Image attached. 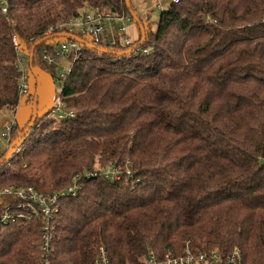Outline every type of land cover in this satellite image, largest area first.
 Listing matches in <instances>:
<instances>
[{
	"label": "trees",
	"instance_id": "trees-1",
	"mask_svg": "<svg viewBox=\"0 0 264 264\" xmlns=\"http://www.w3.org/2000/svg\"><path fill=\"white\" fill-rule=\"evenodd\" d=\"M90 8L129 12L124 0H0V111L18 103V59L30 76L28 50ZM140 23V44L138 29L131 46L82 45L59 84L75 116H37L22 152L0 165V186L58 196L50 264H95L100 248L110 264H137L187 242L264 264V0L169 1L153 27ZM50 41L32 61L53 77L40 59ZM75 176L74 195H61ZM42 226H3L0 264H42Z\"/></svg>",
	"mask_w": 264,
	"mask_h": 264
},
{
	"label": "built area",
	"instance_id": "built-area-1",
	"mask_svg": "<svg viewBox=\"0 0 264 264\" xmlns=\"http://www.w3.org/2000/svg\"><path fill=\"white\" fill-rule=\"evenodd\" d=\"M172 3H178L179 0H169ZM158 9H161L158 6ZM2 13H6V8H1ZM125 15L114 16L107 11H99L97 9H87L81 15L72 17L66 22H61L56 26L49 27L44 33L45 36H50L57 33H67L76 35L83 39L85 42L103 48L105 46H115L118 42L117 37L109 36L106 33V23L112 22L113 20H123ZM118 33H124L125 27L121 26L117 30ZM61 41L56 48L53 44H50V50L43 48L40 52V59L46 65H53L57 58L62 56L70 57L69 67L63 69L65 72L60 74L56 79L61 82L66 80L70 73L73 62L82 53V44L76 41L68 39H60ZM125 46H131V41L128 38H123L121 42ZM13 45L16 52H19L18 44L13 40ZM104 49V48H103ZM26 60L24 57H20L17 61V67L20 71V78L18 81L17 94L18 98L24 96L26 98V104H31V93L29 84V75L25 70ZM51 113H55L52 118L49 114L47 115L50 119L56 121H62L67 118H73L75 112L67 110L65 103L60 98V90L58 95H55L51 99ZM17 108V105L14 106ZM14 111V116H15ZM15 119L12 123H4L2 125L3 132L0 133V158L2 154L9 148L12 142V136L14 133ZM16 146V145H15ZM22 145L15 147L14 151L11 150L10 159L20 154ZM5 152V153H6ZM105 176L110 179L114 178V173L108 171ZM96 176L94 171H84L82 177L93 178ZM79 176L73 178V184L69 185L61 195H74L75 190L79 187L76 185V181ZM8 198L5 206L0 212V229L8 223L21 222L25 225L31 219L43 218L42 241L41 251L43 253L42 264H50L47 258L48 254L52 252L51 241H52V224L50 220L53 215L58 212L57 195L51 196L38 193L32 187H0V198ZM95 264H110L107 255L103 248H100L97 257L95 258ZM137 264H243V258L239 250H225V249H211V250H198L193 249L190 243H185L181 253L174 254L170 250H165L161 254H156L154 251H148Z\"/></svg>",
	"mask_w": 264,
	"mask_h": 264
},
{
	"label": "rangeland",
	"instance_id": "rangeland-1",
	"mask_svg": "<svg viewBox=\"0 0 264 264\" xmlns=\"http://www.w3.org/2000/svg\"><path fill=\"white\" fill-rule=\"evenodd\" d=\"M129 5H130V10L133 12V14L140 20H146L148 23L153 27V25L157 22V18L159 16V12L162 9H165L167 7V4L169 3V0H128ZM149 3V6L147 4ZM158 6L161 9H158ZM129 10V11H130ZM147 24V23H146ZM144 23V25H146ZM143 25V23H142ZM121 26L125 27V32L124 33H118L117 30ZM106 33L109 36H115L117 39L122 42L123 38H128L131 42H133L137 37H138V25L135 23L134 20L131 19L129 12L125 14L123 17V20H113L111 24L106 25ZM61 40L60 39H54L51 40L49 43L53 44V47L56 48L57 45L59 44ZM70 63L69 57L62 56L60 58L56 59L55 62V76H51L49 73H46L44 71H41L40 69L36 68L37 74L39 75L40 79V85H41V91L40 95L38 98V118L40 119V123H48L50 122V118L47 116L48 114L53 118L55 116V113H51V99L55 96L58 95L59 93V87L60 83L57 81V77L65 72L63 69L68 68ZM26 65V64H25ZM24 65V66H25ZM29 84H30V89H33L34 86V79L30 75L29 76ZM14 111L15 116H14ZM73 111V110H72ZM74 112V111H73ZM31 114V106L26 104V98L24 96H20L18 98V103H17V108L15 109L14 107H9L5 108L0 111V133L3 132L2 125L4 123H12L14 122L19 128H22L28 121L29 116ZM30 120V119H29ZM38 122V123H39ZM27 126V124H26ZM25 126V127H26ZM25 129V128H24ZM22 134L19 133L17 137ZM16 137V138H17ZM14 138L12 142L16 139ZM11 142V143H12ZM22 145V150L24 148V143L22 140H20L16 146L13 147V151L15 147H19ZM21 150V152H22ZM6 152V151H5ZM2 154V157L0 160L5 156L6 153ZM11 160L10 157L6 160ZM1 187V186H0ZM212 249H221V247H214ZM224 249V248H222ZM211 250V249H209Z\"/></svg>",
	"mask_w": 264,
	"mask_h": 264
},
{
	"label": "water",
	"instance_id": "water-1",
	"mask_svg": "<svg viewBox=\"0 0 264 264\" xmlns=\"http://www.w3.org/2000/svg\"><path fill=\"white\" fill-rule=\"evenodd\" d=\"M126 7L130 10V5H129V1L128 0H124ZM147 6H149V3L147 4ZM129 15L131 17L132 20L135 21V23L138 25V29L140 31V35H141V39H140V43H142L145 40V30L143 25L140 23V20L133 14V12L130 10L129 11ZM54 39H68V40H72V41H76L79 44L88 46L90 48H96L93 45L85 42L83 39L79 38L76 35H72V34H67V33H57V34H53L50 36H45L43 38H41L40 40H38L29 50H28V67H29V71L31 73V76L34 79V91H33V97L31 100V117L29 122L27 123V126L25 127L24 131L22 132V134H20L9 146L5 156L0 160V165L5 162L11 153V150L13 149V147L20 141L23 139V137L27 134V132L32 128L33 124L36 121L37 118V113H38V98L40 95V91H41V85H40V79H39V75L37 74L36 69L33 66V52L35 50V48L37 46H39L41 43L46 42V41H50V40H54ZM24 50L26 48H23ZM98 51L100 52H107V49H103V48H96ZM133 48H129L126 51H122L118 54H128Z\"/></svg>",
	"mask_w": 264,
	"mask_h": 264
},
{
	"label": "crops",
	"instance_id": "crops-1",
	"mask_svg": "<svg viewBox=\"0 0 264 264\" xmlns=\"http://www.w3.org/2000/svg\"><path fill=\"white\" fill-rule=\"evenodd\" d=\"M107 24H111V22H109V23H106V25H107Z\"/></svg>",
	"mask_w": 264,
	"mask_h": 264
}]
</instances>
